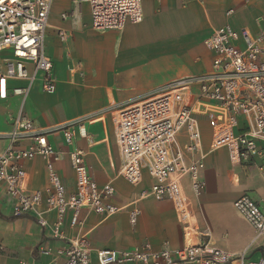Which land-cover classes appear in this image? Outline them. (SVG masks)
Wrapping results in <instances>:
<instances>
[{"label": "crops", "instance_id": "obj_1", "mask_svg": "<svg viewBox=\"0 0 264 264\" xmlns=\"http://www.w3.org/2000/svg\"><path fill=\"white\" fill-rule=\"evenodd\" d=\"M150 7L147 13L142 0L141 23H127L122 30L97 31L91 25L87 2L67 0L61 7L52 4L44 50L53 61L57 82L52 91L45 92L35 81L24 104L27 116L43 129L84 120L88 138L80 136L75 124L72 146L65 144L61 130L54 129L48 137L57 150L65 151L56 169L69 192L76 188L69 153L74 149L83 151L89 174L99 184L113 180L116 193L111 202L120 210L105 217L84 209L80 227L70 226L69 217L66 220L67 238L86 237L92 252L133 249L146 242L156 251L166 243L172 249L185 245L184 224L174 202L141 197L154 184L150 174L143 171L142 181L136 184L118 175L113 114L177 79L211 70L213 53L204 40L214 28L229 24L253 34L264 28L262 0H153ZM231 9L233 13L228 15ZM59 28L67 31L66 41L60 39ZM21 102L20 96L11 95L0 103V153L7 145L9 115ZM194 113L206 153L200 172L205 182L201 195L195 196L188 177L182 179L194 241L207 239L202 236L207 233L218 247L232 253L248 248L249 260H260L264 235L255 238L256 230L237 214L234 202L248 193L264 209V171L254 162H239L232 142L235 129L229 126L221 106L198 101ZM24 168L31 190L48 187L43 158L25 161ZM135 201L140 214L133 225L130 210ZM12 210L5 186L0 184V264H62L65 258L57 251L66 241L55 239L50 227H41L34 214L14 217ZM47 217L53 223L56 215Z\"/></svg>", "mask_w": 264, "mask_h": 264}, {"label": "built area", "instance_id": "obj_2", "mask_svg": "<svg viewBox=\"0 0 264 264\" xmlns=\"http://www.w3.org/2000/svg\"><path fill=\"white\" fill-rule=\"evenodd\" d=\"M82 1L89 4L91 25L97 31L122 30L127 23L138 24L144 19L142 0ZM52 4L53 0H0V103L11 95L22 99L17 111L9 115L7 145L0 153V184L5 186L12 203L13 216L34 214L41 227H50L55 239L66 241L57 251L65 258L62 264H264V257L249 260L248 248L232 253L218 247L207 233L202 235L207 239L195 242L182 184V179L188 177L196 197L205 188L200 172L206 153L194 113L198 101L214 103L225 110L229 126L235 129L232 142L239 162H254L264 171V28L257 34L229 24L214 28L204 40L213 53L211 70L177 79L113 114L118 175L136 184L142 181L143 171L150 174L154 184L141 197L174 202L184 224L185 245L172 249L166 243L156 251L146 242L133 249L92 252L86 237L67 238L66 220L69 217L70 226L80 227L84 209L105 217L120 210L111 202L116 193L113 180L99 184L89 174L83 151L74 149L69 153L76 188L69 192L56 169L65 151L57 150L48 137L54 129L61 130L65 144L72 146L75 124L80 136L88 138L84 120L43 129L24 111L35 81L45 92L52 91L57 82L53 61L44 50ZM231 13L232 9L227 12ZM62 17L65 19L67 14ZM58 35L63 41L68 39L63 28L58 29ZM36 157L46 161L49 185L31 190L24 163ZM234 209L256 230L255 238L264 235V209L250 194L236 199ZM50 213L56 215L53 223L47 217ZM139 214L135 201L130 210L133 225Z\"/></svg>", "mask_w": 264, "mask_h": 264}, {"label": "rangeland", "instance_id": "obj_3", "mask_svg": "<svg viewBox=\"0 0 264 264\" xmlns=\"http://www.w3.org/2000/svg\"><path fill=\"white\" fill-rule=\"evenodd\" d=\"M64 2L66 3L67 0H54L53 5H56L57 7H61L64 4ZM143 2L146 12L148 13L151 10L150 5L151 2H153V0H143Z\"/></svg>", "mask_w": 264, "mask_h": 264}]
</instances>
